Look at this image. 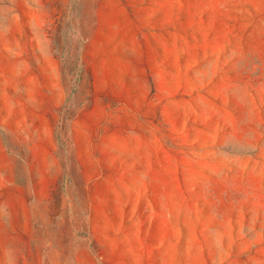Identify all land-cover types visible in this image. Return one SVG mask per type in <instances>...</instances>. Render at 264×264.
Wrapping results in <instances>:
<instances>
[{"label":"rangeland","instance_id":"374dc122","mask_svg":"<svg viewBox=\"0 0 264 264\" xmlns=\"http://www.w3.org/2000/svg\"><path fill=\"white\" fill-rule=\"evenodd\" d=\"M0 264H264V0H0Z\"/></svg>","mask_w":264,"mask_h":264}]
</instances>
